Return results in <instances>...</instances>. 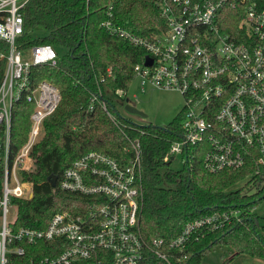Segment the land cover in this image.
<instances>
[{
    "label": "built area",
    "instance_id": "built-area-1",
    "mask_svg": "<svg viewBox=\"0 0 264 264\" xmlns=\"http://www.w3.org/2000/svg\"><path fill=\"white\" fill-rule=\"evenodd\" d=\"M28 2L0 0V41L6 45L0 83V264H173L171 254L199 240L203 229L241 222V209L231 208L190 221L170 241L146 238L139 225L143 187L136 139L132 156L116 158L90 151L57 176L60 189L89 196L83 212H56L44 227H15L17 200L33 196L32 182L24 179L32 168L33 146L43 133L44 120L62 99L50 81L33 84L30 80L34 66L55 65L59 55L51 44L18 45L24 33L22 10ZM158 5L166 28L151 37L138 36L111 19L102 25L110 34L149 52L152 64L144 61L134 68L143 91L147 87L173 90L185 98L184 135L164 159L181 155L185 164L184 153L195 148L203 153L204 167L211 173L254 161V173L260 175L264 169V0H161ZM235 15L240 17L237 27H233ZM22 99L33 103L34 110L28 139L15 148L12 119L14 105ZM102 107L115 118L105 100Z\"/></svg>",
    "mask_w": 264,
    "mask_h": 264
},
{
    "label": "trees",
    "instance_id": "trees-1",
    "mask_svg": "<svg viewBox=\"0 0 264 264\" xmlns=\"http://www.w3.org/2000/svg\"><path fill=\"white\" fill-rule=\"evenodd\" d=\"M160 1L29 0L22 10L24 33L18 45L51 44L59 55L55 65L34 66L30 80L33 84L50 81L62 99L44 120L43 133L33 146L32 168L24 174L33 184V196L17 200L15 227H44L56 212H83L89 196L52 186L50 176L60 178L75 159L94 150L116 158L132 156V142L139 139L143 187L139 225L146 238L170 241L196 218L231 208L242 211L241 222L203 229L199 240L190 241L183 252L171 254L173 264H202L217 247L264 259V217L251 211L264 200V169L256 175V163L250 161L242 168L211 173L204 167L203 153L191 148L184 153L188 161L176 170L171 167V157L164 158L184 135V108L164 127L139 125L121 116L108 95V90H128L135 66L143 64L149 52L110 34L102 23L111 19L138 36L151 37L159 28H166ZM232 19L237 27L240 17ZM36 29L45 34H37ZM5 50L0 41V83L6 68V59L1 57ZM103 100L114 119L103 109ZM33 110L34 104L25 99L14 105L11 136L15 148L28 139ZM245 179L243 186L234 189ZM251 187L254 191H246Z\"/></svg>",
    "mask_w": 264,
    "mask_h": 264
},
{
    "label": "rangeland",
    "instance_id": "rangeland-1",
    "mask_svg": "<svg viewBox=\"0 0 264 264\" xmlns=\"http://www.w3.org/2000/svg\"><path fill=\"white\" fill-rule=\"evenodd\" d=\"M39 35H44V30L36 29ZM108 95L116 103L119 114L125 118L131 119L139 125L153 124L164 127L169 124L185 105L184 96L173 90H160L153 87H147L144 91L140 86V79L135 77L126 92L107 91ZM126 104L137 107L147 116L131 113L126 110ZM182 156L177 155L171 161V167L179 170L183 167ZM248 179L240 182L234 189L243 186ZM251 187L246 191H254ZM259 216L264 217V200L254 207V211ZM264 264V259L253 257L247 254H237L229 247H217L212 250L204 259L202 264Z\"/></svg>",
    "mask_w": 264,
    "mask_h": 264
},
{
    "label": "water",
    "instance_id": "water-1",
    "mask_svg": "<svg viewBox=\"0 0 264 264\" xmlns=\"http://www.w3.org/2000/svg\"><path fill=\"white\" fill-rule=\"evenodd\" d=\"M145 63H146V65L152 64V58L150 56H147L146 57V60H145ZM126 110H128L131 113H136V114H139V115H143L145 117L147 116L145 113H143L137 107L132 106L130 104H126ZM49 181H50V183H51L52 186H56V183H57V175L56 174H52L50 176V178H49Z\"/></svg>",
    "mask_w": 264,
    "mask_h": 264
}]
</instances>
